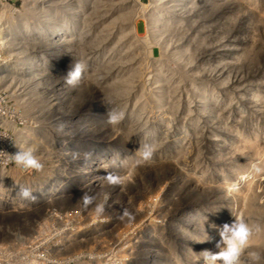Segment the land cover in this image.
<instances>
[{
  "label": "rangeland",
  "instance_id": "374dc122",
  "mask_svg": "<svg viewBox=\"0 0 264 264\" xmlns=\"http://www.w3.org/2000/svg\"><path fill=\"white\" fill-rule=\"evenodd\" d=\"M86 1L9 0L11 8L0 5V34L6 35L3 27L12 35L21 28L31 56L68 12L79 13L74 39L66 42L67 36L59 53L39 62L45 65L42 71L50 66L34 92L45 100L38 105L49 104L45 133L39 129V107L7 82L11 76L0 73V100L7 104L0 105V132L11 138L14 155L21 128L22 136L28 135L22 146L34 147L44 165L40 171L25 170L12 161L8 176L31 187L33 196L41 190L43 204L35 211L32 204H16L15 215L0 217V225L8 235L29 234L24 246L36 236L43 243L49 240L40 235L38 218L45 232L58 231L59 256L54 250L47 254L52 258L31 264H198L202 251L220 250L223 225L240 216L252 228L242 264H264V0H160L151 11L133 6L132 0H102V10L95 8L98 1ZM159 9L167 52H181L178 62L161 70L162 46H154V57L140 42L149 30L144 12L148 17ZM121 26L125 32L117 42ZM6 43L0 46L1 68L8 61ZM122 48L126 54L121 57H131V64H120ZM76 62H83L84 71L69 85L67 74ZM171 67L176 83L162 90L160 80L168 79ZM159 70L167 77L158 76ZM114 73L123 75L120 82L131 80L128 94L111 91L105 80H114ZM158 87L161 96L166 91L160 99L165 105H157L155 97L152 105H138L139 90L148 99ZM104 102L119 105L125 119L122 113L117 123H109L108 111L118 110ZM205 105L207 111L199 113L197 108ZM62 119L65 133L54 126ZM53 127L57 131L52 133ZM146 144L154 146L148 161L138 153ZM84 194L94 197L87 207ZM252 253L260 259L254 261Z\"/></svg>",
  "mask_w": 264,
  "mask_h": 264
},
{
  "label": "bare ground",
  "instance_id": "6f19581e",
  "mask_svg": "<svg viewBox=\"0 0 264 264\" xmlns=\"http://www.w3.org/2000/svg\"><path fill=\"white\" fill-rule=\"evenodd\" d=\"M98 1V2H97ZM133 2V6L136 5H140L141 7L145 8L146 10H149L150 8V11L152 10V8L155 7L156 4H158V1L160 0H151V3L149 5H145L143 3H141L139 0H132ZM57 2V1H56ZM85 2H87L85 0ZM89 2V1H88ZM90 4L93 5L95 2H97V4L95 5V8H97L98 10H102L100 9L101 8V5L98 4V3H101L102 0H90ZM107 2V1H105ZM82 4H78V7H81ZM2 8H11L10 5H1ZM52 7V6H51ZM27 8V7H26ZM95 8H93L95 10ZM53 9V8H52ZM92 8L88 10V15H89V12L91 11H94ZM26 10V9H25ZM69 11V10H68ZM154 11V9H153ZM76 13L77 11H71V12H68V15L66 16L63 24L61 25H56L54 26L53 30H52V34L50 35V37L47 38V43L45 42H40L39 44L40 45V52H36L33 54V56H31L29 53V50L28 48L25 46H23V41H21V28H17L15 27L14 29V35H12L13 33V30L12 32L10 30H8L9 27L5 28L3 27V32L5 34L6 32V35H4L5 37V41L3 42L4 44L6 43L7 46H8V49L6 50V54H7V60L4 67H0V73H4L6 74V77L8 76H11V80L7 81V82H10V83H13V85L16 87V91L18 92V94H24L25 96H27L28 99H31L32 101L31 102H35L36 103V109L37 107H39V111L36 110L39 115L41 116V126H40V132H44V122L47 120V116H46V113L48 111V108H49V104H45L44 106L43 105H38L37 103L39 101H45L43 98H42V94L41 93H38V94H35L34 92H36V88H37V85H38V82H40V77L42 74H47L48 71H49V67L48 66V71L44 70L42 71V69H45V65L42 63L40 65L41 62H43L44 58L46 57V55L49 53L51 55V52L53 53H59V50H60V45L61 43L65 42L64 40L66 39V37L68 36V38L66 39V42L67 41H72L74 38L72 37V34H76L74 32V28H73V23L76 22L78 20V17H79V13H77L76 15H71L72 13ZM71 13V14H70ZM93 13V12H92ZM154 15L152 16V14H148V17H147V11L144 12V15L143 17L147 18L146 20L148 21V33L146 36H143L142 39L140 40L141 42V46H142V49L145 51V53L148 55V54H151L153 55V48L154 46H159L161 47V49L163 50L162 51V56L160 58L157 59L158 61V66H160V70L163 69L164 66H166V64L168 65H171L172 62L176 61L178 62V59L181 58V52L178 51V52H173V53H168L167 52V44L166 41L164 42L163 38L161 37L160 33H159V27H158V23L160 21V18H165L164 17V13H163V10L162 9H159L155 12H152ZM166 16V15H165ZM170 16V15H169ZM171 17V16H170ZM168 18V17H167ZM92 19L93 18H89V23L92 22ZM169 19V18H168ZM132 20V19H131ZM129 23V22H128ZM131 23V22H130ZM131 30L132 32L136 35L137 37V28H136V21L133 20L132 24H131ZM4 26V25H3ZM16 26V25H15ZM109 26L103 28L105 30L109 29L108 28ZM205 27V26H203ZM12 28V27H11ZM130 29V28H129ZM125 32V30L123 29V27L121 26V28L119 29V34L117 35V42H121V36L123 35V33ZM44 33V32H43ZM26 35V34H25ZM31 35V34H30ZM26 37V36H25ZM46 38V37H45ZM43 38V39H45ZM27 40V38H26ZM137 41V40H136ZM25 42V41H24ZM62 43V45H63ZM60 44V45H59ZM36 45H38V42H35V47ZM66 46V44H64ZM140 45V44H139ZM161 45V46H160ZM169 45V44H168ZM39 46V45H38ZM117 45H113V48H115ZM138 46V45H137ZM2 47V46H1ZM0 47V48H1ZM128 47V46H127ZM130 47V46H129ZM3 48V47H2ZM127 49V48H126ZM5 50V49H4ZM34 51H37L36 48H33ZM118 50V48L116 49ZM129 50V49H128ZM133 50V49H132ZM142 50V51H143ZM57 51V52H56ZM122 52L119 53L118 56L121 57V55H125L123 53V48L121 50ZM111 53L114 52V49L110 51ZM132 52V51H131ZM38 53V54H37ZM128 53V52H127ZM168 53V54H167ZM48 54V56H49ZM118 54V53H117ZM129 54V53H128ZM167 54L169 57L166 58L164 57V55ZM183 55V54H182ZM38 56V57H37ZM114 56H117L116 54ZM154 56V55H153ZM127 57V55H126ZM125 56L124 57H121L120 59H122L121 61V65H125V62L128 63V64H131V61L129 63V60H132L131 57H127L126 58ZM155 57V56H154ZM51 58V57H50ZM129 59V60H128ZM160 59L162 60L160 62ZM11 60V61H9ZM115 61V60H114ZM150 61V60H149ZM40 62V63H39ZM117 62V61H116ZM153 62V61H152ZM160 63V64H159ZM165 68V67H164ZM57 70V69H56ZM159 70V71H160ZM174 69L171 67L170 68V73H169V77L168 79L166 80H159L162 81V85H163V89H166L167 88V85L168 84H172L173 82L176 83L175 79L173 78V80L171 79V71H173ZM107 71V70H106ZM169 71V70H168ZM139 72V71H138ZM133 73V72H132ZM108 74V72L106 73V75ZM115 74V73H114ZM113 74V75H114ZM167 71H160L158 73V76H163V77H167ZM102 75V74H101ZM110 75V74H108ZM131 75V74H130ZM100 76V75H99ZM125 76V74H124ZM129 76V75H128ZM136 76H138V74H136ZM123 75L118 77V75L115 74L114 76V80H112V76L111 78L109 79L108 77L106 78L105 82L110 86V88L112 89L111 91L114 92L115 94H118V93H124L122 95H126L128 94L127 93V89L130 88V86L132 85V82L129 78H125L122 82H120V79H122ZM103 78V77H102ZM105 78V76H104ZM134 78V77H132ZM260 78V77H259ZM240 79H243L240 77ZM245 80V79H243ZM169 81V83H168ZM114 84V85H113ZM134 84V83H133ZM6 87H5V90L6 88H8L7 86L10 85L9 83H6L5 84ZM112 85L115 87L113 88ZM108 86V87H109ZM117 86H121V88H117ZM123 86H129V87H123ZM174 86V84H173ZM171 89H172V86H170ZM159 88V87H158ZM2 90V88H0ZM132 89V88H131ZM143 90V89H142ZM174 90V89H173ZM131 91V90H130ZM157 94L155 96H153L152 94H149L148 95V99H144L143 98V92L139 90V93H142L140 94V96L142 97L141 100L139 101L138 105H152V103L150 102L151 101V98L152 97H155V98H158L157 99V105H165V103H163L162 101H160V99L162 98L163 95L166 94V91L162 92V96L160 95L161 91H160V88L159 89H155L154 90ZM18 96V95H17ZM24 96V97H25ZM35 98L33 99L32 97ZM20 97V96H19ZM40 98V100H39ZM147 98V97H146ZM22 99V98H21ZM28 102V101H27ZM26 102V103H27ZM30 102V101H29ZM104 104L107 105L106 102H104ZM169 105H171V103H168ZM204 104V100L201 101V105ZM30 105V104H29ZM174 106H176V104H173ZM178 105V104H177ZM109 108H117V112L122 114L123 113V119H125V115H124V112L123 110L120 108L119 105H107ZM199 106V105H198ZM120 108V109H118ZM164 108V107H163ZM169 108V107H168ZM175 108V107H174ZM196 108V107H195ZM198 109V112L201 113L203 111H207V107L206 105L205 106H202V107H199L197 108ZM196 109V110H197ZM133 110L134 108L131 110V113L133 114L132 116L134 117V113H133ZM162 110V109H161ZM176 110L177 114L176 115H179V109H174V111ZM29 112V111H28ZM204 114V113H203ZM38 115V114H37ZM168 115V114H166ZM33 116V115H32ZM164 116V115H163ZM204 116V115H203ZM57 118H61L60 116L57 117ZM216 118V117H215ZM23 119V118H22ZM36 119V118H35ZM163 119V118H162ZM206 121V120H205ZM214 121V120H213ZM66 121L64 119L62 120H58L56 122V124H54L55 128H58L59 130H63L64 133H65V123ZM206 122H209V121H206ZM141 128V127H140ZM51 131L54 130L57 131V129L55 130L54 127L50 129ZM153 131V130H152ZM23 130L21 131V128H19L17 130V137H18V140L14 142V148L15 146L17 147H21L22 146V143L24 141L22 140H25L27 139L28 135L25 137V136H22L24 134H22ZM45 133V132H44ZM43 133V134H44ZM53 133V131H52ZM57 135V133H54ZM151 134V133H150ZM73 135V134H72ZM137 135H139V133L137 132ZM49 138V136H48ZM68 139V138H67ZM8 141V140H6ZM26 142V141H25ZM37 146V144H36ZM23 147V146H22ZM34 148V147H33ZM70 153V152H69ZM91 165H89L90 167ZM39 183V182H38ZM32 185V184H31ZM152 261V260H151Z\"/></svg>",
  "mask_w": 264,
  "mask_h": 264
},
{
  "label": "built area",
  "instance_id": "2783aa9c",
  "mask_svg": "<svg viewBox=\"0 0 264 264\" xmlns=\"http://www.w3.org/2000/svg\"><path fill=\"white\" fill-rule=\"evenodd\" d=\"M140 2L142 1L140 0ZM0 5H9V0H0ZM4 41V36L0 34V46L4 44ZM0 105L7 104L5 101L0 100ZM6 135H8L6 132H0V217L5 219L9 216L15 215L16 204H19L20 206L23 204H32L35 207L34 211L39 209L43 204V202L40 201L41 190L38 195L37 191L35 192V199H23L18 195L19 187L17 186L24 185V183L17 184L15 183L17 180L15 181L8 176L14 168L11 164V138L9 141H6L8 138ZM9 183H14V187L11 188V184ZM21 217L24 220L26 219L24 216ZM15 220H18V217ZM38 221L40 222L42 228L40 235L44 237L45 233L49 237V240L43 243V241L38 240V236H36L35 239L30 240L26 246H24V244L27 242L29 234L22 230H17L15 234L8 235L5 232L3 225H0V264H31V262L34 263L36 259L52 258L53 256L48 257L47 254L54 250L57 253L59 247L58 243L54 239L58 236V231L56 232L52 229L47 233L44 231V221L41 223V218H38ZM34 241H36L38 245L34 246ZM56 255L59 256L58 253ZM29 258L31 261H29ZM57 264H59L58 260Z\"/></svg>",
  "mask_w": 264,
  "mask_h": 264
},
{
  "label": "clouds",
  "instance_id": "9594fccd",
  "mask_svg": "<svg viewBox=\"0 0 264 264\" xmlns=\"http://www.w3.org/2000/svg\"><path fill=\"white\" fill-rule=\"evenodd\" d=\"M83 62H76L74 67L68 72L66 83L69 85H75V83L81 77L84 71ZM122 114L115 112L114 110L108 111L109 123L115 124L119 121ZM19 151L14 155H11L14 164L22 169L40 171L44 165L40 158L35 154L31 146L18 147ZM154 152V146L150 144L142 145L138 150L139 155L144 161H148L152 158ZM256 173L261 171L260 168H254ZM112 182H119L118 180H112ZM18 195L23 199H35L32 195V188L29 186L19 185ZM84 206L87 207L93 203L94 197L84 194L82 196ZM102 206H97V212H101ZM212 227H216L212 225ZM252 234V228L247 220L240 216H235V220L231 224H224L220 231L221 241L217 247L220 249L218 252L213 253L209 250H204L199 253V261H203V264H242V254L245 252L249 243L250 236ZM254 261L260 259L258 253L251 254Z\"/></svg>",
  "mask_w": 264,
  "mask_h": 264
}]
</instances>
